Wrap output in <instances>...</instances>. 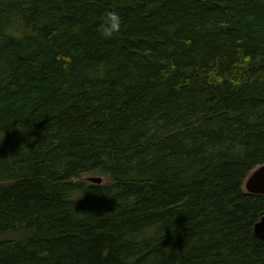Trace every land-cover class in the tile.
Returning <instances> with one entry per match:
<instances>
[{
    "label": "trees",
    "instance_id": "obj_1",
    "mask_svg": "<svg viewBox=\"0 0 264 264\" xmlns=\"http://www.w3.org/2000/svg\"><path fill=\"white\" fill-rule=\"evenodd\" d=\"M263 165L264 0H0V264H264Z\"/></svg>",
    "mask_w": 264,
    "mask_h": 264
},
{
    "label": "water",
    "instance_id": "obj_2",
    "mask_svg": "<svg viewBox=\"0 0 264 264\" xmlns=\"http://www.w3.org/2000/svg\"><path fill=\"white\" fill-rule=\"evenodd\" d=\"M89 181L93 183H102L101 177H90ZM248 193L264 195V165L256 168L249 176L246 182ZM254 232L257 237L264 240V215L254 225Z\"/></svg>",
    "mask_w": 264,
    "mask_h": 264
},
{
    "label": "clouds",
    "instance_id": "obj_3",
    "mask_svg": "<svg viewBox=\"0 0 264 264\" xmlns=\"http://www.w3.org/2000/svg\"><path fill=\"white\" fill-rule=\"evenodd\" d=\"M120 27L119 17L115 13L109 14L106 20V27L104 29L105 35H111L117 32Z\"/></svg>",
    "mask_w": 264,
    "mask_h": 264
},
{
    "label": "rangeland",
    "instance_id": "obj_4",
    "mask_svg": "<svg viewBox=\"0 0 264 264\" xmlns=\"http://www.w3.org/2000/svg\"><path fill=\"white\" fill-rule=\"evenodd\" d=\"M247 179H248V177L245 179V181H244V185H243V189H244L245 191H247V189H246V182H247ZM105 182H106V178L104 177L103 183L105 184Z\"/></svg>",
    "mask_w": 264,
    "mask_h": 264
}]
</instances>
